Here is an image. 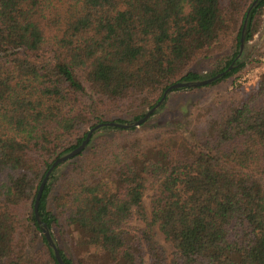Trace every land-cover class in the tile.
<instances>
[{"label":"trees","instance_id":"obj_1","mask_svg":"<svg viewBox=\"0 0 264 264\" xmlns=\"http://www.w3.org/2000/svg\"><path fill=\"white\" fill-rule=\"evenodd\" d=\"M254 1L0 0V264H59L35 203L91 128L222 73L140 127L96 131L52 171L39 215L66 264H264V72L241 94L198 95L264 64ZM176 92L196 96L156 118Z\"/></svg>","mask_w":264,"mask_h":264},{"label":"rangeland","instance_id":"obj_2","mask_svg":"<svg viewBox=\"0 0 264 264\" xmlns=\"http://www.w3.org/2000/svg\"><path fill=\"white\" fill-rule=\"evenodd\" d=\"M263 43H264V16H263L262 26L258 35L256 36V40L250 45L261 46ZM263 72H264V64L249 66L242 73L236 75L228 82L208 90H203L202 92H199L198 95L204 101H211L216 98L229 97L234 94L235 95L241 94L243 91L246 92L249 91L251 88L255 87L258 81L260 80V77ZM194 96H196V94L190 96L188 94H184L181 92L172 93L170 95V99L167 104V107L160 114H158L156 118L162 117L163 119H166V118L176 117L181 113V111H183L187 107V104L190 101L189 98ZM147 186H148V190L145 195V203L148 210H150L151 197L156 192L157 185L153 183V180H150L147 183ZM154 233L156 240L167 249L169 258L172 259V254L174 250L170 245V243H168L165 240V237L159 231L158 227L154 229ZM61 241H62L61 242L62 247L66 249V251L69 253L71 251L69 248V244L64 240ZM90 262H91L90 264H94V262L92 261Z\"/></svg>","mask_w":264,"mask_h":264},{"label":"water","instance_id":"obj_3","mask_svg":"<svg viewBox=\"0 0 264 264\" xmlns=\"http://www.w3.org/2000/svg\"><path fill=\"white\" fill-rule=\"evenodd\" d=\"M257 2H258V0L254 1L251 9L256 5ZM251 9L249 10V12L247 14V17L245 19V23H244V27H243V34H244V32L246 31V28H247L248 18H249ZM244 40L245 39H244V36H243L242 39H241V53H242L243 48H244ZM231 69H232V67H230L229 70H231ZM224 74L225 73H222V74L217 75L216 77H213V78H210V79H207V80H203V81H199V82H184V83L179 82V83H176V84L170 86L165 91L162 100L155 107H153L152 109H150L146 113V115H145L144 118L138 120L137 122H135L133 124H118V123H115V122H106V123H100L98 125H95L93 128H91L89 130L86 139L82 142V144L79 147H77L76 149H74L70 153H68V154H66L64 156H61V157H59V158L56 159V161L53 163L52 167L48 171V173H47L45 179L43 180V182L41 184V187L39 189V193H38V196H37V199H36V203H35V214H36V219H37L38 223L42 226L43 233H44L46 239L48 240L49 245L51 246V248L55 252V256H56L59 264H66V263L62 259L61 254H60V251H59V248L55 244V242H54V240L52 238V235H51V233H50L47 225L45 223H43V221L41 220L40 215H39V204H40V200H41V196H42L43 190H44L45 185L47 184V182L49 180V177H50L52 171L57 167V165H59V164H61L63 162H66V161H68L70 159H73L74 157H76L77 155H79L87 147V145L89 144V142H90L93 134L96 131H98L99 129H101L103 127H107V126H110V127H118V128H123V129H129L131 127H140L163 104V102L165 101L166 97L173 90H175V89H182V88H198V87L206 86V85H209V84L215 82L216 80L220 79L221 77L224 76Z\"/></svg>","mask_w":264,"mask_h":264}]
</instances>
